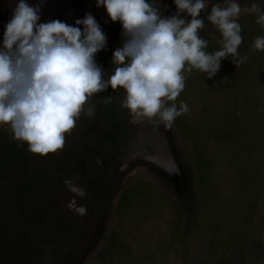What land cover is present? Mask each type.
<instances>
[{"label":"rangeland","instance_id":"obj_1","mask_svg":"<svg viewBox=\"0 0 264 264\" xmlns=\"http://www.w3.org/2000/svg\"><path fill=\"white\" fill-rule=\"evenodd\" d=\"M62 1L66 10L25 0L40 6V23L58 19L83 30L75 21L91 12L111 44L123 38L121 22H113L96 0ZM206 2L198 17L205 24L200 32L209 41L206 51L214 52L222 36L207 17L224 0ZM235 2L241 7L256 3L264 11V0ZM17 3L0 0V47ZM155 5L162 17L177 13L174 0ZM180 18L191 20L187 12ZM256 21L255 14L238 18L239 53L248 57L239 68L229 56L212 78L198 69L185 73L176 104L183 101L189 110L170 128L145 119L138 124L140 132L119 146L97 142L112 161L106 181L115 185L101 203L69 190L65 180L86 190L75 164L57 171L30 152L31 175L26 176L14 168L18 164L26 172L21 151L11 150L7 160H0V264H264V51L253 49L264 27ZM118 102L127 124L130 110L122 98ZM0 130L12 137L9 125ZM76 140L74 130L62 150L46 157L62 164L79 154ZM185 156L195 172L193 227L186 226L178 208ZM86 157L88 175L95 178L99 160ZM73 198L86 207L85 215L68 207Z\"/></svg>","mask_w":264,"mask_h":264},{"label":"clouds","instance_id":"obj_2","mask_svg":"<svg viewBox=\"0 0 264 264\" xmlns=\"http://www.w3.org/2000/svg\"><path fill=\"white\" fill-rule=\"evenodd\" d=\"M174 2L177 13L162 17L149 0H96L97 7H105L111 20L123 27V46L112 56L114 74L105 79L95 57L106 49L107 36L91 12L75 21L83 25L81 30L58 19L40 23V6L18 0L0 47V125H9L12 138L27 143L29 152L54 154L64 148L82 116L94 115L95 107L89 103L93 96L122 88L123 105L133 123L155 120L170 128L189 110L183 101L176 104L185 89V73L198 69L212 78L221 60L229 56L237 68L247 61L239 53L242 13L255 14L264 27V11L258 4L216 3L207 19L221 34V47L208 52L209 41L199 34L204 20L198 18L208 6L206 0ZM184 12L190 21L180 18ZM253 49L264 51V36L255 38ZM103 102L109 103L110 98ZM65 184L85 196L84 189L71 180ZM68 207L80 215L87 213L75 198Z\"/></svg>","mask_w":264,"mask_h":264},{"label":"trees","instance_id":"obj_3","mask_svg":"<svg viewBox=\"0 0 264 264\" xmlns=\"http://www.w3.org/2000/svg\"><path fill=\"white\" fill-rule=\"evenodd\" d=\"M150 3L154 2L155 0H149ZM200 36L207 40L206 34L204 31L200 32ZM124 38L116 41L115 43L111 44L109 38L107 37V47L104 50L99 51L96 54V62L102 66L106 70L105 79L109 76L110 71L116 65L112 63V56L117 47L123 46ZM114 74V72H113ZM125 95V92L122 88L113 91V104H112V119L113 124L110 122L109 118V103L105 104L103 102V98L108 97L110 98V88L107 91L101 92L98 95L93 96V102L96 104L97 107V119L96 123L99 127L102 126L103 119H106L108 125V131L105 134L106 137H110L114 134L116 129L117 136L112 140H104L105 145H109L111 143H118L120 138L128 135L130 131L125 126L123 120L119 117V103L118 100ZM84 126H87L91 123L89 120L82 121ZM98 126H94L91 129L87 130L86 133L98 136L100 138V134L98 131ZM28 145L27 143H22L19 141L14 140L11 136L7 133L0 130V149L4 151V156L0 158V160H7L11 150L21 151L23 154V160L25 164L26 172L24 168L20 165H15L14 168L16 172L20 175H31V158L30 152L27 150ZM80 148L83 151H92L95 152L106 168L110 162L109 157L107 154L101 150L97 151L93 147L85 144H80ZM37 157L57 171H61L66 167H69L71 164H76L78 166L79 174L86 184L85 193L91 196V202L99 204L101 203L106 197L110 196L115 191V185L110 184L106 181V178H101L100 180L96 181V178H90L88 175V165L86 157L82 155L71 157L67 159L62 164H58L52 160H49L46 155H39L36 154ZM12 165V164H11ZM181 167L184 176V182L179 190V198H178V208L185 218V224L188 227H193L195 225V221L197 220V207H196V191H195V172L194 169L188 160V158L182 157L181 160ZM1 169V168H0ZM104 247H100L97 252L96 256L103 257Z\"/></svg>","mask_w":264,"mask_h":264},{"label":"flooded vegetation","instance_id":"obj_4","mask_svg":"<svg viewBox=\"0 0 264 264\" xmlns=\"http://www.w3.org/2000/svg\"><path fill=\"white\" fill-rule=\"evenodd\" d=\"M157 1V0H155ZM102 67V66H101ZM103 68V67H102ZM104 69V68H103ZM105 70V69H104ZM106 71V70H105ZM125 96V95H124ZM123 96V97H124ZM93 99V98H92ZM121 99V98H120ZM119 101V100H118ZM94 103V102H93ZM119 103V102H118ZM113 104V103H112ZM95 105V114L93 116V118L91 119H88V118H83V119H80L78 121V124H77V127L75 128V132L77 133V140L75 141V148L76 150L78 149L79 150V154H75L73 155L72 157L74 156H78V155H84L86 157L87 156H91V155H94L98 158L99 160V163H100V168H101V172L95 177L96 178V181L100 180L101 178H106L107 179V176L110 174L111 172V164H112V161L110 159V162L109 164L107 165V167L105 168L104 167V164L103 162L101 161V159L99 158V156L95 153V152H92V151H83L81 148H80V144H85V145H89L91 147H93L94 149H96L97 151H101L103 150V148L101 149L99 146H97V142H101L103 144V147H106V146H110V145H116V146H119L121 141L123 143V141L126 139L125 137H131L135 132H136V128L134 129V126H138L139 123H133L132 122V117L131 115L128 116V120L127 121V124L125 122V117L122 115V113H120L119 111V117L123 120V122L125 123V126L128 128V130L130 131V133L128 135H125L123 137L120 138V141L118 143H111L109 145H105L104 144V140H108V141H112L116 136H117V131L115 129L114 131V134L110 137H106L105 134L107 133L108 131V125H107V122H106V119H103L102 122V126L99 127L96 123V119H97V107H96V104L94 103ZM120 107V106H119ZM111 116H112V112H111ZM109 118H110V115H109ZM83 120H89L91 121V123L87 126H84L82 121ZM111 122V120H110ZM143 123V121H142ZM111 124H113V119H112V122ZM94 126H98V131H99V134H100V138H98V136H95V135H92V134H89V133H86L87 130L91 129L92 127ZM131 128L133 130H131ZM143 128V127H142ZM140 129L138 128V131L136 132L137 134L140 132L139 131ZM133 131V132H131ZM114 136V137H113ZM105 152V150H103ZM106 153V152H105ZM107 154V153H106ZM35 156L37 157V155L35 154ZM108 156V155H107ZM109 157V156H108ZM38 158V157H37ZM71 158V157H70ZM69 158V159H70ZM87 158V157H86ZM39 159V158H38ZM40 160V159H39ZM32 163V161H31ZM77 165V163L75 164ZM21 166V165H20ZM22 167V166H21ZM30 169H31V166H30ZM96 204V203H95Z\"/></svg>","mask_w":264,"mask_h":264},{"label":"water","instance_id":"obj_5","mask_svg":"<svg viewBox=\"0 0 264 264\" xmlns=\"http://www.w3.org/2000/svg\"><path fill=\"white\" fill-rule=\"evenodd\" d=\"M43 4L46 7H53L56 8L58 10H66V4L65 2H63L62 0H44ZM116 67V66H115ZM115 67L112 68V70L110 71L109 75L113 74ZM113 91L110 88V102H109V115H110V120L112 122V116H111V112H112V103H113ZM114 137V136H113Z\"/></svg>","mask_w":264,"mask_h":264},{"label":"crops","instance_id":"obj_6","mask_svg":"<svg viewBox=\"0 0 264 264\" xmlns=\"http://www.w3.org/2000/svg\"><path fill=\"white\" fill-rule=\"evenodd\" d=\"M123 100H124V97H122V102L121 103H123ZM95 114V113H94ZM94 116V115H93ZM93 116H91V117H89V116H82L80 119H83V118H88V119H91V118H93ZM143 123L142 122H140V124L139 125H142ZM139 125L137 126H134V129L136 130V132L138 131V128H139ZM131 130H133L132 128H131ZM131 132H133V131H131ZM125 138H127V137H125ZM122 144V141H121V143H120V145ZM35 162V161H34Z\"/></svg>","mask_w":264,"mask_h":264},{"label":"bare ground","instance_id":"obj_7","mask_svg":"<svg viewBox=\"0 0 264 264\" xmlns=\"http://www.w3.org/2000/svg\"><path fill=\"white\" fill-rule=\"evenodd\" d=\"M28 2V1H27Z\"/></svg>","mask_w":264,"mask_h":264}]
</instances>
